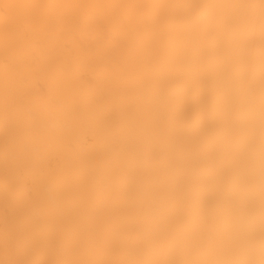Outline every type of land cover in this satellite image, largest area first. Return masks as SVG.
<instances>
[{
    "label": "bare ground",
    "instance_id": "1",
    "mask_svg": "<svg viewBox=\"0 0 264 264\" xmlns=\"http://www.w3.org/2000/svg\"><path fill=\"white\" fill-rule=\"evenodd\" d=\"M0 264H264V0H0Z\"/></svg>",
    "mask_w": 264,
    "mask_h": 264
}]
</instances>
